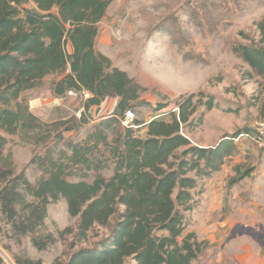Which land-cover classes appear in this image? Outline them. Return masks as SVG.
<instances>
[{"label": "trees", "instance_id": "obj_1", "mask_svg": "<svg viewBox=\"0 0 264 264\" xmlns=\"http://www.w3.org/2000/svg\"><path fill=\"white\" fill-rule=\"evenodd\" d=\"M113 1L0 0L1 211L17 234L32 236L39 250L55 241L52 234L47 239L34 235L45 223L48 205L60 199L79 218V239L96 226L109 228L105 238L77 249L64 264H126L129 258L136 264H192L208 244L195 232L185 234L187 213L197 206L195 192L200 181L221 169L232 139L242 133L224 136L214 146L192 143L184 129L198 127L204 112L217 106L214 96L204 92L181 95L177 110L148 121L143 135L136 128L139 120L123 125L124 112L146 102L140 100L139 86L96 47L99 23ZM258 28L264 44V19ZM241 54L264 75V51L243 46ZM52 75L58 78L49 89L56 96L89 91L88 110L118 97L120 113L102 119L86 139L66 140V150L57 155L50 149L33 158L30 163L42 173L33 184L24 173L15 174L4 148L7 136L42 128L43 120L31 112L30 98L23 94ZM200 106L205 109L197 117ZM85 122L83 112L78 125ZM111 166L106 177L103 170ZM71 176L82 179L71 181ZM18 264L44 262L18 258Z\"/></svg>", "mask_w": 264, "mask_h": 264}, {"label": "rangeland", "instance_id": "obj_2", "mask_svg": "<svg viewBox=\"0 0 264 264\" xmlns=\"http://www.w3.org/2000/svg\"><path fill=\"white\" fill-rule=\"evenodd\" d=\"M263 19L264 0H114L99 23L96 47L139 86L140 100L146 102L133 107L141 123L136 127L139 135L151 119L165 118L169 111L177 110L181 95L199 92L214 96L217 106L204 112L198 127L184 129L193 144L214 146L224 136L242 133L232 139L221 169L200 181L195 192L197 206L187 213L185 230V234L195 232L200 241L209 242L201 235L196 212L205 202L215 203L212 198L223 195L228 212L235 203L233 212L238 219L229 228L232 257L219 248H205L192 264H264V145L251 138L258 122H264V75L241 54L243 46L264 51L258 28ZM57 78L47 77L23 94L27 99H46L37 116L43 120L42 128L7 136L4 148L15 174L24 173L33 184L42 177L37 165L30 163L33 158L50 149L57 155L66 150V140L86 139L102 119L119 112L110 97L111 102L100 107L102 118L86 113V122L78 125L81 114L88 112L86 100L77 95L52 103L46 90ZM81 108V114H76ZM204 109L200 106L196 116ZM73 125L74 129L66 130ZM103 174L110 177L112 166ZM80 179L69 177L71 181ZM245 217V223L240 222ZM78 223L64 199L50 203L45 223L34 236L47 239L52 234L55 241L39 250L31 235L17 234L0 204L1 264H18V258L42 259L44 264L59 259L64 264L74 251L92 247L109 234L108 227L96 226L86 239H79ZM126 264L136 261L129 258Z\"/></svg>", "mask_w": 264, "mask_h": 264}, {"label": "crops", "instance_id": "obj_3", "mask_svg": "<svg viewBox=\"0 0 264 264\" xmlns=\"http://www.w3.org/2000/svg\"><path fill=\"white\" fill-rule=\"evenodd\" d=\"M66 48L68 52H72V46L69 41L66 45ZM98 50L102 51L101 49H98ZM46 92L50 93V96H51L50 98L53 100L52 103H58L62 101L63 99H66L69 97L68 94L66 95V97L56 96L51 89H47ZM109 98L104 100L101 103L102 105L100 104V105L93 106L91 109L89 108L88 112L84 111V113L85 114L87 113V115H92V116L94 115V117L96 118H102L100 117L101 115H98V113L101 112L100 107H103L105 104L109 103L110 101ZM111 99L112 100L114 99L113 100L114 102L112 103L117 106L119 102V98L111 97ZM45 100L46 99H44L43 97H33L30 99L29 106H30L31 112L34 115L38 116V114L40 113V109H39L40 104ZM83 109L84 108H81L79 111H83ZM79 111L76 112V114H78ZM103 113L104 112H102L101 114ZM143 131H145V128H143ZM212 199H215L216 202L215 203H212L211 201H209L208 203L205 202V205L201 206L199 210L196 212V219H197L196 222L197 224L202 226V228L199 229L202 233L201 235L209 240L207 249L211 251L215 248H219L224 254L227 253L226 255H228L230 259L232 256H230L231 251H230V248L228 247V242L231 238V236L229 235L230 234L229 228L238 223V219L234 215V212H233V209L236 206L234 203L232 206H230L229 208L230 210L228 212L227 211L228 204L227 202H223L224 201L223 195H220L219 198H212ZM235 218L237 219V221L235 220ZM244 219H246V217L243 218V220L240 222L245 223ZM226 238H227V241H226ZM216 243H218V245H216ZM222 257H225V256L222 254Z\"/></svg>", "mask_w": 264, "mask_h": 264}, {"label": "built area", "instance_id": "obj_4", "mask_svg": "<svg viewBox=\"0 0 264 264\" xmlns=\"http://www.w3.org/2000/svg\"><path fill=\"white\" fill-rule=\"evenodd\" d=\"M68 95L69 96H77V95H79V92L74 91V90H70L68 92ZM81 95L83 96V98L85 100H87L88 98L91 97V93L89 91H86V90H83L81 92ZM78 114H81V111H79ZM122 119H123L122 120L123 123H125L126 125H130L136 119V113H135L134 109L128 108L124 112ZM251 138L254 139L259 145H264V122L263 121L258 122L256 133Z\"/></svg>", "mask_w": 264, "mask_h": 264}, {"label": "bare ground", "instance_id": "obj_5", "mask_svg": "<svg viewBox=\"0 0 264 264\" xmlns=\"http://www.w3.org/2000/svg\"><path fill=\"white\" fill-rule=\"evenodd\" d=\"M8 259H9V257H8Z\"/></svg>", "mask_w": 264, "mask_h": 264}]
</instances>
